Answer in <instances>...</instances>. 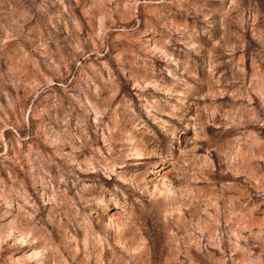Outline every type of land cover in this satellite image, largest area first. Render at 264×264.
Returning a JSON list of instances; mask_svg holds the SVG:
<instances>
[{
	"label": "rangeland",
	"instance_id": "obj_1",
	"mask_svg": "<svg viewBox=\"0 0 264 264\" xmlns=\"http://www.w3.org/2000/svg\"><path fill=\"white\" fill-rule=\"evenodd\" d=\"M0 264H264V0H0Z\"/></svg>",
	"mask_w": 264,
	"mask_h": 264
}]
</instances>
